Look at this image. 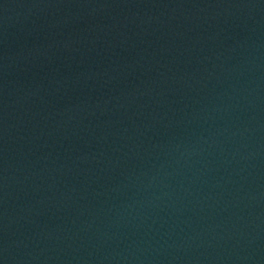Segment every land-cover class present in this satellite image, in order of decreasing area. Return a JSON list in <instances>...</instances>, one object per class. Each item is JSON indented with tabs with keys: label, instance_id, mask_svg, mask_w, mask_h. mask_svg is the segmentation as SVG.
I'll use <instances>...</instances> for the list:
<instances>
[{
	"label": "water",
	"instance_id": "obj_1",
	"mask_svg": "<svg viewBox=\"0 0 264 264\" xmlns=\"http://www.w3.org/2000/svg\"><path fill=\"white\" fill-rule=\"evenodd\" d=\"M0 264H264V0H0Z\"/></svg>",
	"mask_w": 264,
	"mask_h": 264
}]
</instances>
